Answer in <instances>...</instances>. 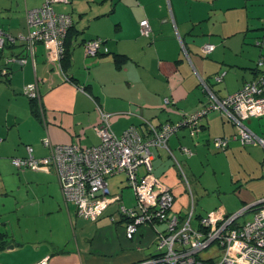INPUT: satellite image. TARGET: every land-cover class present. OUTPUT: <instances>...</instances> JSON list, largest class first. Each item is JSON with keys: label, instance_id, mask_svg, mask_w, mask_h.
Segmentation results:
<instances>
[{"label": "crops", "instance_id": "obj_1", "mask_svg": "<svg viewBox=\"0 0 264 264\" xmlns=\"http://www.w3.org/2000/svg\"><path fill=\"white\" fill-rule=\"evenodd\" d=\"M44 1L0 0V25L13 36L27 35V11ZM53 7L72 16V80L54 49L42 41L34 43L33 51L20 38L0 48V264H36L45 258L48 264H132L152 254L146 253L155 238L151 228L128 239L118 225L124 224L119 202L107 206L96 221L83 219L76 204L64 198L55 172L17 169L11 158L25 157L29 145L37 158L49 156L46 138L52 144H99L96 103L111 114V129L120 136L132 124L143 130L177 122L181 112H197L209 90L221 98L239 90L257 76V61L264 54V0H67ZM144 18L152 27L150 36L141 33ZM96 37L109 50L89 56L83 43ZM209 43L215 48L205 54L203 46ZM19 57L26 62L8 61ZM4 67L9 74H2ZM33 82L40 93L38 112L24 93ZM208 114L200 117L199 128L179 125L166 147L153 148L154 192L170 190L172 213L185 217L193 208L198 221L264 198V145H242L232 137L238 133L233 121L221 112ZM245 124L264 139V116ZM222 136L232 137L223 151L214 145ZM212 146L227 159L229 178L219 179V203L197 214L186 171L205 157L214 167ZM146 171L140 166L139 177ZM107 182L124 204L134 202L126 173ZM107 216L115 217V227H99ZM111 232L118 242L111 240Z\"/></svg>", "mask_w": 264, "mask_h": 264}, {"label": "built area", "instance_id": "obj_2", "mask_svg": "<svg viewBox=\"0 0 264 264\" xmlns=\"http://www.w3.org/2000/svg\"><path fill=\"white\" fill-rule=\"evenodd\" d=\"M58 1L67 0H45L41 6L27 11L30 27L27 35L13 36L0 25V48L6 46L7 40L15 42L20 38L26 42L27 50L33 51L34 43L42 41L61 59L73 20L70 14L55 11L53 4ZM140 30L142 35L151 34L147 18L140 21ZM83 46L89 56L109 50L100 37L85 41ZM214 48L212 43L205 44L203 52L209 53ZM14 60L21 64L26 62L25 57L8 59ZM257 67V76L246 81L239 90L223 98L209 90V99L184 122L159 127L150 125L144 135L135 125L120 136L116 135L111 129V114L96 103L100 113V121L95 125L100 137L98 145L52 144L46 138L44 143L51 149L49 156L37 158L34 148L29 145L28 154L13 158V164L19 168L55 172L64 198L76 204L78 215L84 219L98 220L107 206L119 202L117 211L125 222L128 239H133L142 227H151L156 232L157 253L132 264H264V198L234 213L220 215L215 212L202 217L198 228H194V209L185 217L172 213L173 193L170 190L154 192L153 187L158 180L152 175L153 148L166 147L170 135L179 125L194 129L200 117L213 111L221 112L236 124L238 133L233 137L242 144L264 145V139L245 124L252 117L264 115V55L258 59ZM80 89L85 92L84 88ZM24 93L41 101L37 82L28 84ZM1 141L0 138V144ZM214 143L218 150H223L229 146L230 138L218 137ZM140 166H145L147 171L139 177ZM121 172L127 174L128 183L135 190L137 199L131 206L124 204L121 196L112 195L108 188V177ZM250 211L252 218L241 220ZM112 219L115 221V217ZM158 223L165 224V227L159 230ZM214 244L218 245L221 253L218 260L208 262L200 253ZM36 264H48V260L45 258Z\"/></svg>", "mask_w": 264, "mask_h": 264}, {"label": "rangeland", "instance_id": "obj_3", "mask_svg": "<svg viewBox=\"0 0 264 264\" xmlns=\"http://www.w3.org/2000/svg\"><path fill=\"white\" fill-rule=\"evenodd\" d=\"M213 112H218V111H213ZM254 119H256V118H254ZM211 148H213V146ZM211 151H212L211 152L212 156L210 158L212 159V161H215L214 167L208 165L209 160L205 157V158H202L203 159L202 161L199 160L198 165L197 166L195 165V168L193 169V171L192 170L186 171L187 178H185V183L188 186L187 182L188 181L190 182V187L193 191V196H194L195 202L198 203L197 204V211H196L197 214H199L200 212L203 211L204 206L209 207V206L213 205L214 203H219L218 202V200H219V198H218V195H219L218 194L219 179L228 180V178H229V177L227 178V175L225 174V171H227V168H228L227 159L223 155H221L222 152H217L218 150H216L215 148H213ZM12 160H13V158H11V162H12ZM12 164H13V162H12ZM16 168L18 169L19 167H16ZM214 168L217 169L218 173H216V174H218V176H216V174L214 173V170H213ZM21 169L24 170L26 168H21ZM230 179H231V176H230ZM130 188L133 191L134 199H135L134 202H132L131 204H134L137 197H136L134 188L131 186H130ZM205 189L209 191L208 194L205 191ZM209 194H210V196H209ZM131 204H128L127 206H129V205L131 206ZM217 205H219V204H217ZM252 216H253V213H248L243 218H241V220L251 219ZM110 224L114 225V227H115V223H114L113 219H111L110 216L102 218L100 221H98L99 227L108 226ZM118 225L120 228L121 227L124 228L123 225H125V222H124V224L118 223ZM192 225L194 228H198L199 225H198V220H196V218H194L192 220ZM164 227H165V224H163V223L157 224V228L159 230H162ZM142 228H144V227H142ZM114 231H115V229H114ZM152 232L155 235L154 236L155 238H153V241H151V246H149L148 248L146 247V253L152 252V254H156L157 253V249H156L157 245H156V243H154L156 240V232L153 229H152ZM110 237L112 238L111 240L115 239V241L118 242L116 232H111ZM220 253H221V251H220L218 245H213L210 249L202 251L200 253V256H202L204 258H213V260L216 261V260H218V258H219L218 255Z\"/></svg>", "mask_w": 264, "mask_h": 264}, {"label": "trees", "instance_id": "obj_4", "mask_svg": "<svg viewBox=\"0 0 264 264\" xmlns=\"http://www.w3.org/2000/svg\"><path fill=\"white\" fill-rule=\"evenodd\" d=\"M152 28V27H151ZM152 32V31H151ZM69 35H70V30H69V32H68V35H67V37H66V40H65V48H64V51H63V53H62V55H61V63H62V68H63V71L65 72V74L72 80L73 78L72 77H70L71 76V73H70V67H71V45H70V42H69V40H68V38H69ZM151 35V34H150ZM149 35V36H150ZM87 41V40H86ZM2 49V48H1ZM262 55H264V54H262ZM261 55V56H262ZM260 58V57H259ZM258 62V61H257ZM3 69H6V73H3V70H2V74H5V75H7V74H9L10 73V71H9V68H3ZM256 69H258V67L256 66ZM258 73V72H257ZM31 100H32V102H33V107H34V110L36 111V112H38L39 111V105H41V101H38L36 98H31ZM199 110V109H198ZM189 114H191V113H187V112H181L180 113V115H181V119L179 120V121H177V122H165V123H162V124H171V125H178L179 123H182V122H184L185 121V119L189 116ZM264 116V115H263ZM263 116H260V117H263ZM260 117H258V118H260ZM201 118H199L198 119V122H197V124L195 125V127H194V129H196V128H199L200 127V125L202 124L201 123ZM162 124H160L159 126H161ZM133 125V124H132ZM135 125V124H134ZM182 125H184V124H182ZM135 126H137L138 127V129H139V131L144 135L145 133H146V131H147V127H143V130H141L140 129V126H138V125H135ZM158 126V127H159ZM130 127V126H129ZM128 127V128H129ZM192 129V128H191ZM178 130V129H177ZM177 130L176 131H174L173 133H175V132H177ZM172 133V134H173ZM171 134V135H172ZM170 135V136H171ZM235 135H237V134H235ZM235 135H233V136H235ZM232 136V137H233ZM222 137H227V136H222ZM232 137L230 138V140L232 139ZM238 139V138H237ZM98 145V144H97ZM214 145H215V143H214ZM242 145H244V146H248V145H253V144H242ZM216 147V146H215ZM228 147V146H227ZM226 147V148H227ZM186 148V147H185ZM225 148V149H226ZM188 149V148H187ZM189 150V149H188ZM224 150V149H223ZM223 150H221V151H223ZM190 151V150H189ZM187 152V153H190V152ZM28 154V153H27ZM12 162H13V160H12ZM15 166V165H14ZM181 176V175H180ZM128 185H129V183H128ZM130 186V185H129ZM187 186V185H186ZM189 186V185H188ZM186 189L187 190H189L187 187H186ZM174 195V194H173ZM175 197V196H174ZM195 213H193V217H192V220L195 218V216L196 215H194ZM114 217V216H113ZM112 217V218H113ZM202 217H206V216H200V218H202ZM199 218V219H200ZM84 219V218H83ZM121 219L123 220V218L121 217ZM87 220V219H86ZM88 221H91V220H88ZM96 221V220H95ZM115 221H116V219H115ZM200 221V220H199ZM199 221H198V225H199ZM215 245V244H214ZM212 247V246H211ZM210 246L207 248V249H205V250H208V249H210L211 248ZM151 255H155V254H151ZM202 257V256H201ZM204 260H207L208 262H211V261H214L213 260V258H204V257H202Z\"/></svg>", "mask_w": 264, "mask_h": 264}]
</instances>
